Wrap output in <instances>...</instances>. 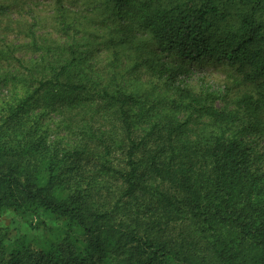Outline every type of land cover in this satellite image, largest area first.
<instances>
[{
	"label": "trees",
	"instance_id": "trees-1",
	"mask_svg": "<svg viewBox=\"0 0 264 264\" xmlns=\"http://www.w3.org/2000/svg\"><path fill=\"white\" fill-rule=\"evenodd\" d=\"M191 1L156 6L153 0H106L114 16L131 14L134 27L160 47L146 63L178 92L143 133L135 131V96L79 78L71 72L77 58L53 64L45 60L53 59L49 51L31 68L0 76V88L12 86L10 96L0 97V131L17 126L51 91L57 98L52 104L82 132L81 148L72 155L101 179V189L110 178L118 191L109 206L95 207L94 194L77 184L60 188L67 182L55 172L39 183L33 169L0 147V212L34 208L67 218L82 232L74 240L35 247L20 238L11 246L0 228V264H264V170L236 134H227L240 125L264 135V0ZM236 1L244 11L234 13V25L228 17ZM118 42L110 39L113 46ZM160 53L174 58L163 60ZM204 57L237 66L240 82L253 86L237 96L235 112L177 85L189 73L186 63ZM8 60L23 67L21 59ZM189 109L218 132L187 135L175 113ZM106 115L119 128V140L101 127Z\"/></svg>",
	"mask_w": 264,
	"mask_h": 264
},
{
	"label": "rangeland",
	"instance_id": "rangeland-1",
	"mask_svg": "<svg viewBox=\"0 0 264 264\" xmlns=\"http://www.w3.org/2000/svg\"><path fill=\"white\" fill-rule=\"evenodd\" d=\"M153 2L156 6L193 3L191 0ZM1 3L4 9L0 10V76L31 68L33 61L41 60L42 54L49 51L53 59L44 58L53 64L57 63L53 60L66 62L77 58L71 72L79 78L101 83L110 90L119 88L135 96L137 134L143 133V126L157 119L159 113H165V101L177 98L176 88L166 84L164 77L146 63V59L153 56L151 51L159 53L160 47L149 40L146 32L134 27L131 14L123 18L114 16L112 3H106V0H0ZM243 11V5L236 1L231 7L229 22L236 25L234 13ZM260 14L264 18V9ZM111 38L119 42L113 46ZM14 57L21 59L23 67L13 66L14 60L8 59ZM158 57L163 60L174 58L168 53H160ZM186 67L189 73L181 76L177 85L188 88L193 96L209 97V104L220 110L235 112L237 96L247 89L253 90V86L240 82L242 76L236 73L237 66L225 60L204 57L199 62L188 61ZM11 93V85L0 88V97L7 98ZM47 97L20 116L17 126L0 131V147L10 149L19 158L18 162L33 169L39 183H45L50 173L55 172L61 182H67L60 188L77 184L79 189L94 194L95 207L109 206L117 198V187L109 178L105 181L106 187L101 189V179L72 155L81 148L82 132L77 121L69 120L65 109L52 104L57 100L56 95L48 91ZM85 114L90 116L87 110ZM175 115L180 122H185L186 134L192 138L218 132L210 119L198 117L191 109ZM99 121L102 128L110 130L108 134L113 139L119 140V128L112 124L108 115ZM31 125L33 129L28 132ZM240 129L238 125L227 134H236L257 157V168L264 170V135ZM51 162L55 163L53 171ZM109 192L115 193L107 197ZM0 228L11 246L20 238L32 242L35 247L65 237L82 238L81 230L71 220L34 208L4 209L0 212Z\"/></svg>",
	"mask_w": 264,
	"mask_h": 264
}]
</instances>
